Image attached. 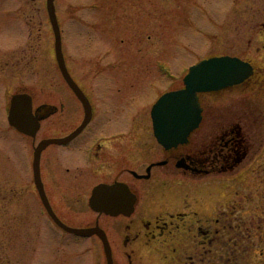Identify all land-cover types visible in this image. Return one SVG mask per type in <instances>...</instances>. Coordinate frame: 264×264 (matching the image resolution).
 I'll use <instances>...</instances> for the list:
<instances>
[{"label":"rangeland","instance_id":"374dc122","mask_svg":"<svg viewBox=\"0 0 264 264\" xmlns=\"http://www.w3.org/2000/svg\"><path fill=\"white\" fill-rule=\"evenodd\" d=\"M55 4L72 75L88 91L97 89L100 97L106 91L99 92L105 89L99 85L113 86L118 101L131 102L128 110L137 114L149 111L164 93L182 88L190 66L203 59L231 55L254 64L255 75L246 83L203 95L216 102L206 109L201 131L215 133L241 120L251 134L245 135L240 163L234 170L195 180L194 190L179 193L176 200L199 201L197 209L207 224L216 210L231 202L240 207L245 201L236 222L249 230L190 236L185 257L196 255V264H233L237 257L239 264H264V0H55ZM55 41L47 0H0V264H53L57 256V264H62L69 254L60 249L58 238L35 240L30 231L31 221L34 227L40 218L30 192L24 193L30 180L26 154L31 144L8 120L10 100L17 93L32 94L34 107L59 100L67 107L66 102L74 100L58 66ZM57 123L56 116L44 121L39 135L53 132ZM131 123L128 120V126ZM75 126L63 124L67 132ZM170 169L162 170L177 183L178 170ZM12 195L22 200L12 202ZM168 197L176 196L171 191ZM86 219L94 221L90 215ZM204 239L209 242L195 246ZM242 240L247 253L240 248ZM159 244L161 251L150 246L137 249L140 259L132 261L119 249L114 264L176 262L166 242ZM238 249L243 255H237ZM74 253L77 259L70 258L71 264H108L104 251L87 242Z\"/></svg>","mask_w":264,"mask_h":264},{"label":"flooded vegetation","instance_id":"af4514ba","mask_svg":"<svg viewBox=\"0 0 264 264\" xmlns=\"http://www.w3.org/2000/svg\"><path fill=\"white\" fill-rule=\"evenodd\" d=\"M69 71L71 73L70 69ZM62 76L65 79L63 74ZM72 77L79 91H75L65 79L74 98L66 102L69 104L68 108L63 100L46 102L55 105V112L41 123L43 125L44 121L56 116V129L47 132V135L20 132L31 144V149L26 154L30 180L24 193L30 192L39 207L40 215L36 226L33 227L31 221L29 228L34 232L35 240L41 237L44 242L47 238L53 241L59 239L57 241L62 243L59 242V245L64 254L69 251L65 261L60 260L62 264L70 263L73 256L77 257L73 251L80 243L98 246L104 253L105 244L98 232L79 235L65 228L59 219L72 227H101L111 246L113 264L119 249L124 250V255L132 261L140 259L137 249L144 246L156 247L161 251L158 247L162 245L159 244L162 241L174 251L173 257L176 259V262L165 260L167 264H196V255L187 254L185 257L184 254L186 241L190 236L207 238L214 232L236 235L242 233L240 230L249 229L242 228V224L236 222L245 201H242L240 207L231 202L227 208L216 210L210 217L212 223L207 224L205 217H200L197 209L196 203L199 201L188 200V197L183 201L176 200L179 193L194 190L192 184L201 180V177L236 168L241 161V153H245V135H251L245 131L241 120L228 123L215 133L201 131L206 109L213 108L216 101L207 100L203 97L205 94H200L203 110L199 128L191 133L186 143L166 148L159 143L154 133L152 108L149 111L139 110L137 114L133 108L128 110L131 102L128 104L118 101V90H114L113 86L99 85L105 88L99 89V92L106 91L100 97L96 94L97 89L88 91L73 75ZM209 94L214 95V92ZM140 111L143 116L138 120L139 123L137 119L140 118ZM66 112L68 116H64ZM127 119L132 122L130 126ZM85 121L86 124L82 126ZM65 122L77 123V126L67 132L63 127ZM142 124L145 131L141 129ZM77 129L80 131L71 135ZM52 139L57 140L46 142L41 151L39 187L35 173L36 149L42 142ZM13 168H16L15 164ZM165 168L178 170L177 183L168 179L162 170ZM160 175L163 177L160 178ZM99 188L104 189L99 202H104L108 211L95 209L91 205L95 190ZM201 188L203 186H198V189ZM171 191L176 196L172 200L168 197ZM17 197L18 195H12V202L22 200L16 199ZM87 205L89 208H85ZM178 205L181 208H177ZM31 206L32 204L28 214H31ZM89 215L93 222H85ZM43 224L52 231L45 230ZM206 241L209 242L208 239ZM206 241H199L195 246H204ZM71 246L72 250L69 249ZM56 259L52 261L53 264H57Z\"/></svg>","mask_w":264,"mask_h":264},{"label":"water","instance_id":"95a60500","mask_svg":"<svg viewBox=\"0 0 264 264\" xmlns=\"http://www.w3.org/2000/svg\"><path fill=\"white\" fill-rule=\"evenodd\" d=\"M54 1L48 0V11L55 32L58 63L68 83L75 91H79V87L69 74L66 66L62 49L61 29ZM253 71L251 63L239 57L229 55L212 57L193 65L185 77V87L164 94L152 109L154 131L159 142L166 148L187 142L191 132L199 127L202 120V109L199 104L198 94L240 84L248 79L253 74ZM54 109L52 105L43 104L37 109L36 114H34L31 95L27 93L17 94L13 96L11 101L9 122L20 131L35 135L40 128V121L53 113ZM85 123L86 121L84 125ZM77 132L72 135H75ZM44 144L46 142L41 144L36 152V178L38 181H40L38 165L41 150L44 147L42 145ZM103 190H97L96 195L99 196ZM92 204L101 210L106 208V204L104 203L93 201ZM70 230L81 234L86 231L85 229L72 228ZM105 244L109 264H112L109 244L107 241Z\"/></svg>","mask_w":264,"mask_h":264}]
</instances>
